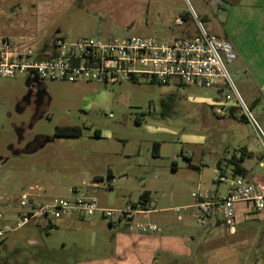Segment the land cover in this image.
<instances>
[{
    "label": "rangeland",
    "instance_id": "rangeland-1",
    "mask_svg": "<svg viewBox=\"0 0 264 264\" xmlns=\"http://www.w3.org/2000/svg\"><path fill=\"white\" fill-rule=\"evenodd\" d=\"M193 12L209 33L237 47L239 57L228 69L264 133V0H0V36L35 46V59L55 36L67 41L196 37ZM28 82V74L0 76L1 229L16 228L22 217L56 198H94L101 208L126 210L148 191L150 210L157 211L147 223L194 237L192 253L177 264H264V212L245 211L234 232L218 224L204 231L192 207L194 192L216 195L219 189L225 194L229 184L216 180L222 172L231 177L226 166L240 147L254 154L243 162L250 180L264 176V150L233 92L223 90L231 97L225 102L217 88L180 87L176 81L169 86L147 79L44 81L49 105L32 121L31 110L17 107L28 95ZM217 106L233 109L235 119L212 116L210 108ZM23 125L26 140L54 137L56 128L65 126L80 127L82 136L56 138L38 154L13 156L10 147ZM155 142L160 154L153 157ZM24 195L34 204L22 207ZM41 223L34 219L5 233L0 258L10 264H75L105 257L111 227L128 225L117 218L111 224L100 214L64 217L52 228ZM189 224L191 229L183 227Z\"/></svg>",
    "mask_w": 264,
    "mask_h": 264
},
{
    "label": "built area",
    "instance_id": "built-area-1",
    "mask_svg": "<svg viewBox=\"0 0 264 264\" xmlns=\"http://www.w3.org/2000/svg\"><path fill=\"white\" fill-rule=\"evenodd\" d=\"M193 15L198 21L199 33L196 37L174 38L171 41L135 37L108 41L88 38L67 41L55 36L44 52L35 59V46L24 43L23 39L16 41L0 36V76L15 78L28 74L40 84L44 81L115 84L147 79L163 86L176 81L177 84L199 89L217 88L221 92L226 89L236 96L243 110V117H248L254 125L264 150V133L257 127L228 69V65L239 57L234 44L227 38L209 33L194 12ZM176 23L181 25V19ZM223 94L225 102L231 101L228 93ZM229 111L227 106H217L214 110L220 116H227ZM261 166L264 168V162ZM230 175L231 177L227 173L220 175L216 180L229 184L230 189L226 195L192 193L195 199L193 208L197 210L200 224L205 219L212 218L220 226L234 232L238 225L240 205L245 206L247 213L264 212V176L250 180L244 176L233 177L232 171ZM20 204L22 207L33 205V198L24 195ZM96 214L110 220L111 224L113 218L126 221L129 228L142 233L160 231L156 225L141 221L148 214L141 205L131 206L126 210H108L101 208L94 198H56L49 205L41 206L22 217L23 221L16 228L9 225L4 229L0 228V241L5 233L34 219L52 224L64 217L75 215L79 219H86Z\"/></svg>",
    "mask_w": 264,
    "mask_h": 264
},
{
    "label": "crops",
    "instance_id": "crops-1",
    "mask_svg": "<svg viewBox=\"0 0 264 264\" xmlns=\"http://www.w3.org/2000/svg\"><path fill=\"white\" fill-rule=\"evenodd\" d=\"M235 48L237 50L236 46ZM210 111L212 113V116L214 117L220 119L231 118L229 116L217 115L214 112V110H212L211 108ZM155 143H153V146ZM241 149H246L248 153L254 155L253 152L247 149L246 147H240L236 151L237 157L240 156L239 150ZM159 154H160V148L158 151V155ZM152 156L154 157L153 150H152ZM232 156L233 155L230 156L229 160L231 159ZM262 164L263 162L260 163V167H262L261 166ZM227 166L226 168L229 171H232V168L229 165ZM174 168L176 170L179 168V164L177 162L174 163ZM244 168L246 169V167ZM217 169L218 170L223 169L222 163L217 164ZM246 170L248 171V169ZM246 178L250 179L249 171L247 173ZM256 178L257 177H252L251 180H255ZM229 189L230 186L227 187L225 194H222L218 189L216 194L226 195L229 192ZM150 206L148 207L147 210L148 214L142 217V219L146 218L145 220H143L146 224H151L149 222L147 223V220L149 219V215H151V213H156L157 211V210L151 211ZM241 207L240 206L238 207V223L240 222L239 220H241L243 213H245V211L247 213V209L245 207L242 208ZM192 216L193 218H195L196 214L195 216L194 214ZM180 219L184 220L183 218ZM70 224L72 225L71 220H69L68 222L69 226H71ZM50 225L51 224L49 222L44 221L43 224L42 223L40 224V227L49 228ZM201 225L204 231H207L213 227H216L217 223L215 222V219L209 218V219H205L203 224ZM183 227L185 229H191L190 224L188 226H183ZM111 228L113 229L112 231L109 230V234L112 233L113 234L111 235L110 238V247L107 250L108 253L106 254V256L100 258L93 257L85 260H76L75 264H177L183 258L188 257L192 253V245L194 242V237L192 235L176 233L175 231H173L172 228L169 227V225L166 226L167 231H163L162 229L159 228L160 231L155 233H142L134 229L132 230L126 224L123 225L120 223L119 225H115V227H111Z\"/></svg>",
    "mask_w": 264,
    "mask_h": 264
},
{
    "label": "flooded vegetation",
    "instance_id": "flooded-vegetation-1",
    "mask_svg": "<svg viewBox=\"0 0 264 264\" xmlns=\"http://www.w3.org/2000/svg\"><path fill=\"white\" fill-rule=\"evenodd\" d=\"M28 88H29L28 95L22 101L18 102L17 107L19 110H21V112L31 110L32 121H34V120H38L40 115H42L43 112L47 109L49 105L47 99L48 96L42 84L39 85L29 84ZM65 127H75V126H65ZM25 130L26 128H24V125L17 130L19 135L18 142L16 145L14 144L10 147L13 156H19L22 154H30V155L37 154L38 152H40V150H44L48 145L55 143L56 138H68V137H57L54 134V137L37 136L34 139L26 140L23 135ZM46 144L47 146H45ZM22 145H24L25 148L24 150H16V146L21 147ZM43 146H45L44 149H41ZM3 162L5 163V160Z\"/></svg>",
    "mask_w": 264,
    "mask_h": 264
},
{
    "label": "trees",
    "instance_id": "trees-1",
    "mask_svg": "<svg viewBox=\"0 0 264 264\" xmlns=\"http://www.w3.org/2000/svg\"><path fill=\"white\" fill-rule=\"evenodd\" d=\"M152 84H158L155 81H151ZM161 85V84H158ZM180 87L183 85L178 84ZM163 86V85H161ZM231 118L235 119V112L233 109H230L229 114L227 115ZM244 118V117H243ZM55 135L57 137H70V138H78L82 136V129L80 127H58L56 128ZM95 137L99 138L100 134L98 132L95 133ZM160 148L159 143H155L153 146L154 156H158V151ZM240 156L237 157L236 154H234L231 159L228 161L229 166L232 168L233 177L235 176H247L248 171L243 167V162L247 157H252L253 155L251 153H248L246 149L239 150ZM224 173L222 172L221 175ZM222 182H217V184H220ZM151 200V194L148 191H144L140 196V201L138 204H134L132 206L136 207L137 205H141L143 209L148 210L149 203ZM218 226H220V223H217ZM53 226L50 225L49 228H52ZM7 259H0V264H10Z\"/></svg>",
    "mask_w": 264,
    "mask_h": 264
},
{
    "label": "water",
    "instance_id": "water-1",
    "mask_svg": "<svg viewBox=\"0 0 264 264\" xmlns=\"http://www.w3.org/2000/svg\"><path fill=\"white\" fill-rule=\"evenodd\" d=\"M29 84H40L39 82H37V81H35V79L34 78H32V77H29V82H28V85ZM45 146H47V144L45 145ZM45 146H43L41 149H44V147Z\"/></svg>",
    "mask_w": 264,
    "mask_h": 264
}]
</instances>
